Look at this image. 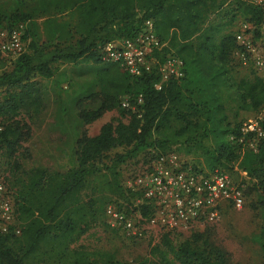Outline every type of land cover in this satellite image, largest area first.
<instances>
[{"label":"trees","instance_id":"1","mask_svg":"<svg viewBox=\"0 0 264 264\" xmlns=\"http://www.w3.org/2000/svg\"><path fill=\"white\" fill-rule=\"evenodd\" d=\"M263 14L249 0H20L13 9L0 1V28L22 24L26 43L25 53L11 63L0 55L11 66L0 74V163L10 187L2 183L20 226L18 236L0 233V264H234L209 226L190 232L177 247L170 238L175 233H163L148 257L130 263L78 243L105 210L84 194L90 178L108 170V193L128 202L133 196L115 168L143 153L152 157L150 152L160 155L179 146L184 155L201 157L200 169L236 166L246 174L244 193H264V149L253 153L229 140L239 136V113H255L264 105V76L254 73L238 82L230 77L238 48L230 29L239 19L257 26ZM145 20L153 21L164 43L158 60L173 55L183 63L184 78L169 80L159 90L155 70L132 78L118 64L100 59L105 43L135 37ZM88 64L97 66L100 91L85 99L99 100L100 106L86 111L78 101L80 121L91 124L112 110L120 117L103 124L95 136L82 133L76 162L66 172L26 170L18 152L30 138V124L45 110L41 80L54 77L55 65ZM122 97L129 108L121 107ZM118 148L126 151L110 168H101L106 154Z\"/></svg>","mask_w":264,"mask_h":264},{"label":"built area","instance_id":"2","mask_svg":"<svg viewBox=\"0 0 264 264\" xmlns=\"http://www.w3.org/2000/svg\"><path fill=\"white\" fill-rule=\"evenodd\" d=\"M264 10V0H249ZM235 34L238 48L232 58L256 75L264 76V14L259 25L243 22ZM24 26L0 28V55L8 63L26 51ZM162 43L152 20H145L133 38L115 39L100 48V59L118 64L126 75L137 78L156 71L159 90L169 80L184 78L182 61L167 55L159 61L156 54ZM141 100H139L140 102ZM129 108L128 103H121ZM4 127L0 121V134ZM229 140L244 150L256 153L264 149V105L239 127V136ZM149 157L137 173L124 179V190L133 198L124 206L108 204L104 210L106 225L130 240L159 239L163 233L182 234L218 223L224 211L244 207L245 186L226 172L200 169L175 151ZM246 178L244 172H240ZM120 205V206H119ZM146 211V214L144 212ZM8 188L0 181V233L20 235V226Z\"/></svg>","mask_w":264,"mask_h":264},{"label":"rangeland","instance_id":"3","mask_svg":"<svg viewBox=\"0 0 264 264\" xmlns=\"http://www.w3.org/2000/svg\"><path fill=\"white\" fill-rule=\"evenodd\" d=\"M0 1L6 3L8 8L13 9L20 0ZM243 22L242 19H239L230 31L234 35L238 34L239 27ZM6 62L0 59V74L11 70V66ZM62 66L64 67L62 68ZM69 67L55 65L54 77L50 79H55L59 84L65 85L64 88H61V92H65L63 95L68 96L65 99L66 103L59 102L60 99H55L53 103L51 92L49 94V91H51L50 86L47 85L49 81L45 79L41 80V85L47 93V96L44 95V101H48V104H52L56 108L60 107V109H64L65 115L63 117L44 119L42 112L37 120L30 124V138L18 152L20 163L26 170L42 167V165L49 166L48 169L53 171L69 169L72 164L68 165L67 157L64 156L63 152L64 155L61 154L60 149L67 140V137L72 139L74 135L76 137L78 133L82 135L84 132L88 136H95L103 124L120 117L117 110H112L104 113L101 118L91 124H83L78 117L77 103L75 101L81 98L80 100H83L82 109L86 111L96 110L100 106L99 100L85 99L87 96L100 91V84L96 76L97 66L92 64L81 65L79 68L72 69L71 71ZM253 75L254 72L250 68L243 67L237 60L233 59L230 65V77L233 82H238L242 78ZM120 102L128 103L130 107V103L126 97H122ZM132 109L134 110V108ZM227 114L230 119H233V112L231 110H228ZM253 115L254 112H240L237 121L243 122ZM127 120L128 117L122 118V121L125 123ZM176 149L181 148L179 146L172 147V151L182 155L190 162L196 165L198 162H201V157L198 155H184L182 150L178 151ZM125 151L123 148L110 151L103 158L100 165L101 168H110L116 160V155L124 154ZM154 152H150V154ZM149 157L148 153H143L134 158L127 159L124 163L116 166L114 173L118 176L122 186L124 185L125 177L141 170V167L145 165ZM221 170L226 172L237 183L246 181V178L241 175L236 166L232 170ZM108 177H112L109 175L108 170L92 176L89 181V189L84 193L85 196L91 197L96 202L97 207L102 206L105 208L108 204H120L124 206V200L111 196L108 193ZM8 178V172L5 171L4 166L0 163V181L10 187V183L7 181ZM244 197L245 204L242 210L235 211L228 209L224 211L221 220L209 227L214 231L217 244L226 250L234 264H264V193L250 192L247 194L245 192ZM203 229L196 231H202ZM188 235L189 232L182 233V235L173 234L170 237L172 245L177 247ZM157 243L158 239L151 237L139 240L125 238L106 225L105 217L102 213L97 224L89 229L80 239L78 245L89 251L112 252L115 255L116 261L130 263L148 257L150 250ZM34 264L47 263L40 262Z\"/></svg>","mask_w":264,"mask_h":264},{"label":"crops","instance_id":"4","mask_svg":"<svg viewBox=\"0 0 264 264\" xmlns=\"http://www.w3.org/2000/svg\"><path fill=\"white\" fill-rule=\"evenodd\" d=\"M65 66H70V71L72 69H77L79 68L81 65L79 66H73V65H65ZM64 66H62L63 68ZM81 70V69H80ZM63 73V72H62ZM61 73V74H62ZM49 83H47L48 86H50V90L49 91V94L51 92V97H52V101L53 103L55 102V99H60L59 102H65V99L68 97V96H65L63 95L64 93L61 92V88H64L65 85L64 84H59L58 82H56V80H48ZM46 96H47V93H46ZM81 98H79L78 100L75 101V103H77ZM45 102V110L43 111V117L44 119H47V118H51V117H63L65 114H64V109H60V107L56 108L54 106H52V104H48L47 102L48 101H44ZM66 103V102H65ZM51 125H53L51 123ZM98 134V133H97ZM96 134V135H97ZM81 137V135L78 133V135H75L73 136L72 139H69L67 137V140L64 142L63 146L60 147L61 149V154H63L64 156L67 157V163L68 165L72 164V166L75 164V150H76V143H77V140ZM66 149V150H65ZM63 152V153H62ZM69 165V166H70ZM70 166L69 169L72 167ZM42 168H49V166H46V165H42ZM68 170L67 169H64V170H58L60 172H66Z\"/></svg>","mask_w":264,"mask_h":264}]
</instances>
